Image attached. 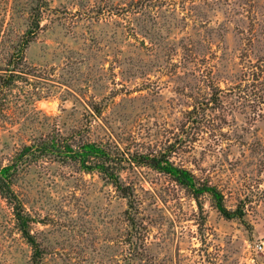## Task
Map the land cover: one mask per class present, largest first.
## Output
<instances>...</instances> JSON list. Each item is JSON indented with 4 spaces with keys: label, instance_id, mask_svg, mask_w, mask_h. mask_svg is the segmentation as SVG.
I'll return each instance as SVG.
<instances>
[{
    "label": "rangeland",
    "instance_id": "1",
    "mask_svg": "<svg viewBox=\"0 0 264 264\" xmlns=\"http://www.w3.org/2000/svg\"><path fill=\"white\" fill-rule=\"evenodd\" d=\"M88 143L123 191L64 153ZM9 165L39 257L0 195V264H264V0H0Z\"/></svg>",
    "mask_w": 264,
    "mask_h": 264
},
{
    "label": "trees",
    "instance_id": "2",
    "mask_svg": "<svg viewBox=\"0 0 264 264\" xmlns=\"http://www.w3.org/2000/svg\"><path fill=\"white\" fill-rule=\"evenodd\" d=\"M54 147L55 146L53 145L49 147L44 146L43 151L49 152ZM66 149L67 150L64 153H67L70 158H73L74 160L78 161L83 170H97L101 172L113 182L117 189L123 191V188L118 182L117 176L114 172H112L109 167V164H106L108 163L107 161L110 159V155L103 148L95 145L94 143H88L81 146L80 151H74L69 147H66ZM25 150L28 151L30 150V148H25ZM90 160L94 162L91 164L88 163ZM133 161L142 165L149 166L150 168L160 173H164L170 176L179 185L189 190L196 201H198L201 195L208 194L212 199L215 209L223 217L231 219L242 216L241 211L239 209L232 212L224 206L223 196L214 186L197 183V181L189 171L174 166L164 155H160L158 157L140 155L133 158ZM13 170V165L6 166L0 170V195H3L4 198L11 199V202L12 200L14 201L13 216L15 218L17 228L21 236L31 246L33 250L32 259L33 262L36 263V258L39 257V250L33 237L30 234L29 218L24 215L23 207L21 206L20 202L17 200L9 186V177L12 174Z\"/></svg>",
    "mask_w": 264,
    "mask_h": 264
},
{
    "label": "built area",
    "instance_id": "3",
    "mask_svg": "<svg viewBox=\"0 0 264 264\" xmlns=\"http://www.w3.org/2000/svg\"><path fill=\"white\" fill-rule=\"evenodd\" d=\"M258 248H259V249H262V247H261V246H259Z\"/></svg>",
    "mask_w": 264,
    "mask_h": 264
}]
</instances>
